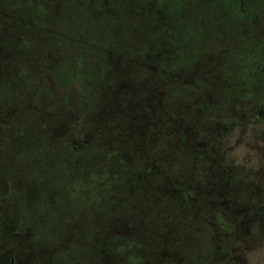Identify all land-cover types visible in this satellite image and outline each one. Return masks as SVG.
Instances as JSON below:
<instances>
[{"label": "rangeland", "instance_id": "obj_1", "mask_svg": "<svg viewBox=\"0 0 264 264\" xmlns=\"http://www.w3.org/2000/svg\"><path fill=\"white\" fill-rule=\"evenodd\" d=\"M76 2L60 0L51 22L60 35L71 30L73 40L85 46L82 53L105 59L106 65L96 68L88 116L76 131L102 127L92 129L87 146L73 158H67L61 139L50 136L56 133L59 118L69 113L61 110V116L53 117L48 109L40 110L33 104L37 87L26 86L28 78L37 83L40 74L47 75V67L34 74L35 49L22 57L9 50L14 39L6 38V29L0 31V69L17 72L11 83L14 90L7 91L13 103L3 102L6 108H0V264H53L71 245L82 257L77 264H127L123 258L107 261L98 251L112 244L117 230L130 234L135 224L141 249L137 264H226L234 259L264 264V120L247 119L237 104H227L221 110L234 121L215 119L217 125L199 121L198 132L190 136L197 104L211 107L218 99L211 93L183 90L164 77L179 75L162 69L164 76L147 73L150 64L140 54L162 34L159 2L92 0L85 2V14ZM80 14L83 24L77 26ZM16 15L18 19H12L18 20L17 34L24 31L42 43L47 37L50 43L52 26L44 23L38 29L29 22L26 30L21 27L27 22L23 13ZM105 45L111 47L103 49ZM45 50L51 52L49 47ZM55 52L63 53L62 49ZM75 109L82 116L83 109L78 105ZM24 121H30L28 127H21ZM190 137L191 149L198 147L194 150L197 163L189 166L187 160L171 158L175 170L166 168L170 160L159 141L187 145ZM119 147L129 158L144 159L151 149L155 163L150 175L104 194L95 186L92 173L96 180L99 172L104 174L109 182L136 176H128L124 168L131 159L109 155ZM87 183L93 190L88 193L91 201L73 200L70 192L81 191ZM132 185L133 197L128 192ZM216 212L226 222L223 228L216 222ZM143 216L147 222L141 229Z\"/></svg>", "mask_w": 264, "mask_h": 264}, {"label": "trees", "instance_id": "obj_2", "mask_svg": "<svg viewBox=\"0 0 264 264\" xmlns=\"http://www.w3.org/2000/svg\"><path fill=\"white\" fill-rule=\"evenodd\" d=\"M59 1L0 0V31L3 28L6 29V38L9 40L14 39L13 47H10L9 50L17 52L22 57H29L31 49H35V52L32 53L35 57L34 74H40L39 71L44 66L47 67V75L40 74L37 83L34 82V78H28L27 80L23 71H18V75L28 81H25L27 87L32 88L34 84L37 87L34 106L42 111L48 109L53 117L61 116L62 114L59 113L61 110H66L69 113L66 118H59L56 133H52L50 136L52 140L61 139L68 150L67 158H73L82 148L87 146L92 129L101 126L89 127L84 130V133L76 131L80 122H83L85 117L88 116V99L92 93V88H94V85L96 86L92 83L97 75L98 69L96 68L100 67L101 69L102 65H106V61L82 53L85 46L78 45L73 40L75 35L71 30L61 31L63 32L62 35L57 33L56 27L52 24L54 22H51V20H53L54 5ZM88 1L92 2V0H78L77 2L66 0L68 4L76 2L78 11L82 14H85L83 13L84 4ZM157 2H159L158 8L161 7L163 10L164 18L161 26L164 28L163 31L161 29L162 34L157 37L158 40L153 39L149 43L146 53L140 54L145 57L147 64H150L151 68L146 69L147 73L164 76L161 75L160 70L162 69L166 73L179 75L171 78L164 77L179 84L181 88H184L183 90L189 88L199 95L211 93L218 99L211 107H203L202 103L197 104L198 116L193 117L194 128L190 136H194L198 132L200 123L217 125L218 120L234 121V117H227L229 113L221 110L227 104H237L238 110L244 112L243 116H247V119L263 121L264 0H157ZM3 12L6 14L5 17L1 15ZM17 12L19 14L23 13V18L27 20V22L23 21L21 25L26 30L29 29V22L38 29H41L45 24L52 26L53 30L48 35L52 39H50V43H48L47 37H45V42L42 43L40 39L33 38L24 31L17 34L19 29L18 20H15L18 19ZM146 12L155 14V12L150 13L147 10ZM82 14L77 15L76 19L80 20ZM45 19H48L51 23L45 22ZM78 24L77 26H82L83 22L80 20ZM70 26L72 28L76 27L73 22L70 23ZM11 30L15 32L14 35L10 33ZM48 47L51 52L45 50ZM109 47L111 46L105 45L102 48ZM40 48L44 50L40 52ZM60 49L63 53L55 52ZM88 51H92V49ZM122 56L129 58L131 54ZM157 66L158 70L155 68ZM16 75L17 72H10L5 67L0 69V81H2L4 87L0 86V108H6V106H3V102L6 104L13 103V99L7 95L9 93L7 91L14 90L11 83L17 79ZM43 76L44 80L41 84L40 79ZM191 97L192 95L187 96L188 99H191ZM77 105L83 109L82 116L75 109ZM212 114H214V117ZM216 114L219 116L217 117ZM27 123H30V121H24L21 127H28ZM192 141L193 137L187 140V145L186 142L182 145L179 142L178 144L174 142L166 144L159 141V146L166 147L165 158L169 160L171 158H179L180 161L187 160L190 166V163L198 156V153L194 151L198 147L191 149ZM155 144L157 142L153 146ZM180 149L183 152L180 153ZM153 153L150 149L146 159L138 155L135 158H129L123 147L112 150L109 153L112 157H118L121 160L131 159L129 163L125 162L124 168L128 176H136L132 178L126 176L129 181L126 178H120L109 182L104 174L99 172V178L96 180V173H92L91 176L95 179V186L104 194H107L108 192H118L119 185L126 184L128 186L134 181L143 179V177L151 174L150 169L155 163ZM162 156L164 157L163 154ZM170 161L166 168L170 169L171 167L175 170L172 160ZM197 161L200 162V160ZM89 180L90 177L87 178L88 183ZM88 183L81 191L74 189L71 191L70 188L73 200L76 201L81 198L85 203L91 201L90 194L93 190L88 186ZM75 185L77 184L75 183L72 186ZM129 190L133 191V185L128 188L129 195L132 196ZM101 200L100 198L98 201ZM215 219L221 228L226 224L219 212L215 213ZM146 220L147 218L143 216V221L140 224L141 229L146 226ZM135 226L132 227L130 234H122V232L128 233L130 231L117 230L115 237H111L112 244L101 251L99 250L98 256L102 254L100 257H106L107 261L111 262L117 258H123L128 262L127 264H137L141 260V249L138 246L139 239L134 231ZM141 229H138V234L142 231ZM220 246L223 253L224 246ZM66 250L53 264H77L82 258L77 256V247L71 245ZM64 254L66 258L63 257ZM86 260L87 257H85ZM226 264L245 263L240 259H234L228 260Z\"/></svg>", "mask_w": 264, "mask_h": 264}]
</instances>
